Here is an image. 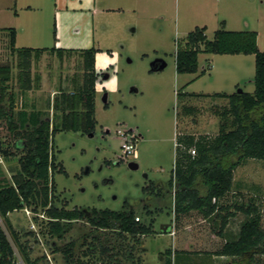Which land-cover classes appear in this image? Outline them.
I'll return each instance as SVG.
<instances>
[{
	"label": "rangeland",
	"instance_id": "374dc122",
	"mask_svg": "<svg viewBox=\"0 0 264 264\" xmlns=\"http://www.w3.org/2000/svg\"><path fill=\"white\" fill-rule=\"evenodd\" d=\"M183 1L167 0L166 24L159 29L157 22H151L148 31L135 35V45L130 46L129 43L121 58L118 89L97 90L100 82L98 80L95 83L94 133L86 135L77 129L58 132L53 137L56 164L61 165L65 172H55L53 176L56 207L66 204L67 210L78 208L83 211L113 212H122L128 207L135 212L140 222L148 223L152 216L154 234L133 238L127 235L119 237L110 231L95 233V229L86 220H82L73 222L62 239H59L47 233L46 219L41 214H33L27 209L12 212L8 214V220L34 264H67L62 250L70 245L72 251L69 264H161V254L170 249L173 243L170 235L161 232V226L171 221L174 236L180 242L193 239L202 241L207 245L196 248L202 250H218L222 246L213 239L217 226L196 211L174 221L168 181L174 165L175 136H215L219 121L211 114L210 108L214 105L227 107L228 104L226 100L211 95H229L237 91L252 93L254 57H237L242 58L238 63L227 61L219 55L200 54L196 74L177 75L173 58L175 41L191 29L187 28L184 21L188 15ZM258 1L246 0L247 7L258 6ZM250 15L248 12L247 19L254 27ZM6 21L0 14V26L5 25ZM240 27L229 20L226 30L242 29ZM217 28L208 27V40L212 39L213 29ZM14 48L17 49V46ZM155 61H162L164 70L149 73ZM20 62V57L9 48L8 37L0 34V67L7 68L9 75L7 88L5 91L0 90V106L5 107L8 94L13 93L14 111L17 112L24 105L27 111L34 107L47 114L50 121L56 116L55 122H58L60 113L53 110V101L58 100L63 93L73 96L75 86L83 82L82 59L77 54H61L58 57L48 53L40 56L32 61V89L25 93L22 92ZM210 65L211 70H208ZM203 70L206 73L186 88L188 94L206 95L190 97L185 102L188 106L196 107L199 114L197 117L183 116L181 99L177 101L176 92ZM76 108L80 112V104ZM124 137L135 138V158L123 155L121 145ZM13 143V136L5 122L0 121V148L16 154L5 158L0 153V178L7 180L18 170L21 154L12 148ZM131 164H135L136 168L130 167ZM150 183H164L166 189L161 197L148 200L155 203V207L144 206L147 196L142 188ZM232 192L235 195L230 193L224 204L231 205L234 201L247 204L253 199L264 230V162L248 160L237 167ZM145 208L151 212L156 208L160 210L146 216ZM244 219L242 213L235 214L229 228L232 234L237 235ZM0 226L13 248L17 263L25 264L1 218ZM94 234L96 241L93 239ZM89 248L94 250L90 252ZM102 248H106L107 252L102 253ZM129 253L133 260H127L126 255ZM257 258L258 264H264V255ZM199 261L206 260L190 257L191 264H201Z\"/></svg>",
	"mask_w": 264,
	"mask_h": 264
},
{
	"label": "trees",
	"instance_id": "16d2710c",
	"mask_svg": "<svg viewBox=\"0 0 264 264\" xmlns=\"http://www.w3.org/2000/svg\"><path fill=\"white\" fill-rule=\"evenodd\" d=\"M8 33L10 50L20 57L22 92L32 88L31 65L44 52L61 56L63 51L54 48L29 49L14 48L15 32L13 29L0 30ZM257 35L253 31H227L221 23L213 33L211 40L205 36V28H195L184 38L175 41V72L179 75L196 74L198 56L207 55H244L254 57V90L252 93L237 91L233 94L216 93L213 98L224 99L228 106L214 105L211 114L219 121L215 136L176 134L174 165L168 181L170 205L177 220L183 215L196 211L204 219H211L217 226L215 234L222 238L228 221L237 212L245 217L234 239L226 242L214 253L203 255L232 257L236 264H258L260 255H264V230L261 228L260 212L253 199L247 204H224L234 188V171L248 160L264 162V52L256 44ZM55 39V36H54ZM71 53V52H68ZM83 60V82L74 88L73 96L61 94L52 104L53 110L60 113L49 120L44 112L35 109L27 111L24 106L14 111V94H8L6 106H0V121H4L13 136L12 148L21 154L18 158V170L10 180L0 178V218L2 219L13 243L18 248L25 264L30 261L27 249L20 243L18 234L8 220V214L30 210L41 214L46 219L47 233L59 239L70 229L73 222L86 220L97 231H110L136 238L154 234L155 211L145 208V215L151 216L148 223L136 221L135 212L128 207L122 212L109 210L96 211L73 208L66 209V204L55 206L54 173H65L61 165L56 164L53 153V137L58 132L81 129L83 134L94 133L95 120V82L98 74L94 70L95 49L75 52ZM152 72V70L150 71ZM203 71L200 76L204 75ZM199 76V77H200ZM9 81L8 69L0 67V90L5 91ZM185 87L176 92L177 101L181 99V114L192 117L199 114L196 107L188 106L190 97L206 95L188 94ZM77 104L81 110L77 112ZM107 108V104L104 105ZM194 151V155L190 152ZM5 157L16 154L0 148ZM150 183L142 188L146 194L153 190ZM156 196L166 190H159ZM235 198V197H234ZM96 241V234L93 235ZM71 246V245H70ZM62 250L65 262L70 263L72 248ZM94 250V248H92ZM92 249L89 248L91 252ZM102 253L107 249L102 248ZM179 252L177 254H181ZM176 254V255H177ZM127 260H133L131 254ZM163 264H172L169 251L164 252ZM79 262V261H77ZM133 262V261H132ZM0 264H18L13 248L3 228L0 226ZM81 264V263H77Z\"/></svg>",
	"mask_w": 264,
	"mask_h": 264
},
{
	"label": "crops",
	"instance_id": "0c3cea01",
	"mask_svg": "<svg viewBox=\"0 0 264 264\" xmlns=\"http://www.w3.org/2000/svg\"><path fill=\"white\" fill-rule=\"evenodd\" d=\"M250 1L254 2L255 0ZM183 2L188 15L184 21L188 25L187 28L191 29L182 33L184 34L182 38L195 28H205L207 38L206 32L209 26L212 28L218 27L217 29H219L220 24L223 23L226 30L230 20V22L242 26L240 27L242 29L232 30L234 32H255L257 47L259 51L264 52V0H259L258 6L255 7H247L246 0H184ZM166 5L167 0H0V14L7 20L4 23L5 25L0 26V30H14V46H17V49L49 50L54 48L63 51L62 54H76L77 51L95 49L94 70L98 74L96 82L99 80L100 85H104L102 87L104 91L116 90L118 89L117 77L121 58L126 53L129 43L130 46L135 45V35L148 31L151 22H157L159 29L166 24ZM17 7L19 8L18 11H16ZM248 12L251 14L249 16L252 18L251 23L255 24L254 27L250 25L247 19ZM217 29H213V33ZM227 31L230 30L227 29ZM0 34L8 37L6 31H0ZM48 53L50 54L46 51L41 56ZM113 53H116L115 63H110L106 69L98 71V64L102 62L105 56L112 60ZM174 54L175 48L173 58ZM221 56L227 61L238 63L242 58L237 57H248L244 55ZM127 62L129 63V61ZM164 67L162 61H155L151 64L149 73L161 72ZM151 70L152 72H150ZM208 70H211V65ZM104 74L107 76H104ZM199 76L182 86L185 87L184 92L193 81L201 77ZM156 184H158L161 191L166 190L164 183ZM231 194L235 195L234 192H231ZM150 206L155 207V205ZM234 218L235 215L229 219L224 230V237L220 238L216 235L213 238L221 245L226 240L234 239L236 236L229 230L231 221ZM174 221L176 220L174 219ZM166 226L170 228L168 231H165ZM161 232L170 235L173 239L170 249L165 250V252H170L172 264H189L190 257L204 258L206 261H199L201 264H236V259L232 257L204 256L203 253L211 254L216 250L196 249L207 245L202 241L193 239L180 242L174 236L172 221L170 224L162 225ZM179 252L182 253L177 254ZM163 254L160 257L161 264L165 260Z\"/></svg>",
	"mask_w": 264,
	"mask_h": 264
},
{
	"label": "built area",
	"instance_id": "2783aa9c",
	"mask_svg": "<svg viewBox=\"0 0 264 264\" xmlns=\"http://www.w3.org/2000/svg\"><path fill=\"white\" fill-rule=\"evenodd\" d=\"M119 135L124 136L123 134L119 133ZM122 151H123V155L125 157L128 156H132L133 158H135V138H126L124 137V142L121 145ZM192 155H194V151L190 152ZM136 221H139L136 218Z\"/></svg>",
	"mask_w": 264,
	"mask_h": 264
},
{
	"label": "flooded vegetation",
	"instance_id": "af4514ba",
	"mask_svg": "<svg viewBox=\"0 0 264 264\" xmlns=\"http://www.w3.org/2000/svg\"><path fill=\"white\" fill-rule=\"evenodd\" d=\"M153 190L151 191V190H149L145 195L147 196V202H146V204H144V206H150V205H155V203H150L148 200H150V199H156V197H158V196H156L159 192V190H160V187L158 186V184H155V185H153ZM85 213H87V210L86 211H84Z\"/></svg>",
	"mask_w": 264,
	"mask_h": 264
},
{
	"label": "clouds",
	"instance_id": "9594fccd",
	"mask_svg": "<svg viewBox=\"0 0 264 264\" xmlns=\"http://www.w3.org/2000/svg\"><path fill=\"white\" fill-rule=\"evenodd\" d=\"M116 53H113V59L109 60L106 56L103 58L102 62L98 64V71L104 70L107 68L108 64L115 63ZM104 85H97V90H100Z\"/></svg>",
	"mask_w": 264,
	"mask_h": 264
},
{
	"label": "water",
	"instance_id": "95a60500",
	"mask_svg": "<svg viewBox=\"0 0 264 264\" xmlns=\"http://www.w3.org/2000/svg\"><path fill=\"white\" fill-rule=\"evenodd\" d=\"M130 167H132L133 169H135L136 168V165L135 164H131ZM84 211H86V210H84ZM166 227H167V229L165 231H168L170 228H169V226H166Z\"/></svg>",
	"mask_w": 264,
	"mask_h": 264
}]
</instances>
